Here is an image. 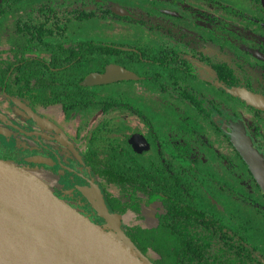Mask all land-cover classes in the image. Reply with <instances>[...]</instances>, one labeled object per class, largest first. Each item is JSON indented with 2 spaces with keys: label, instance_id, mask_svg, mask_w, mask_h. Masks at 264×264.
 Here are the masks:
<instances>
[{
  "label": "flooded vegetation",
  "instance_id": "1",
  "mask_svg": "<svg viewBox=\"0 0 264 264\" xmlns=\"http://www.w3.org/2000/svg\"><path fill=\"white\" fill-rule=\"evenodd\" d=\"M154 1H161L165 5L161 9L157 8L159 14L176 21L165 22L162 17L158 16L160 20L156 18L153 19V22H145L143 17H135L129 5L115 4L112 0H44V10H52V13L60 21L58 23L61 25L63 37L58 41L64 40L65 42L60 49H69L71 48L70 44H73V49L79 50L78 46L81 43L97 41L94 38L79 37L80 33L77 29H82L86 25L93 26L96 24L97 27L105 29V25L117 27L121 26L120 23H139L140 26L152 30L154 37L158 33L165 35V37L155 42L159 43V45H154L153 50L133 47L129 46V44L101 41V43L114 45L116 49L133 52L134 54L121 55L122 60L109 55H101L100 58L95 56V58L89 54H79L72 57L70 62L61 66L59 70L69 68L72 74L82 78L78 82L79 86L88 89L89 92L96 88L102 90V87L106 85L120 86L116 92L122 94H126L127 90L137 96H140V93L145 96L150 92H154L158 94L161 100L165 98L168 101L166 103L161 102L166 109L175 108L178 96L184 94L185 99L183 100L182 98L179 103L182 106L179 108L184 110L185 107L190 113H194L193 110H197L195 113L198 110L204 111L205 115L209 117L205 133H197L196 130L194 132V128L191 125L193 120H191V117L185 116V119L182 120L185 128L176 127L169 129L167 134L180 133L181 139L174 140L170 138L169 143H166L164 138L152 143L147 137V134L151 131L159 132L158 134L160 135L163 131L154 128L152 123L153 127L150 123H147L145 116L148 114L140 111L141 115L138 117L137 115L132 116L124 112L120 117L121 120L124 119L125 121L127 118L135 117L139 120L140 127L135 129L138 132L133 131L131 134H125L121 136V139L126 142L133 153L141 156L142 159L144 156L149 158L150 156L167 157L168 155H176L175 146L177 143L180 144L179 146L183 147L187 155H185L184 162L186 167L199 169L201 180L203 178L204 180L206 178L209 180L212 176L210 175L212 169H208L204 165L208 160L205 155L206 151L213 147L211 146L212 141H216V139L221 141V143L216 142V144H219L218 147L212 148L219 162L218 168L232 171L230 181L237 184L235 187L225 186L223 189L229 200L233 201L231 219L236 225L240 224L239 227L243 228L242 237L247 241L249 248L255 250V255L264 264V192L249 170L254 168L246 164L225 134L227 129L233 131L235 128L242 127L245 136L249 139L251 146L256 150L262 162L258 169H264V110L249 105L226 91L227 88L245 90L264 102V22H262L264 16L259 12L256 13L255 4L250 0H244V2H241V0ZM3 2L4 0H0V5ZM167 6H172L173 8H166ZM115 8H118L124 14H116L113 11ZM262 9L264 10L263 7ZM80 14L83 19L74 23V17ZM104 16L106 18H103ZM241 17L247 18L249 22H242ZM111 23H114V25H110ZM66 28L69 31L67 34H65L66 31H63ZM3 37H0V72L2 73H4L3 70L6 67L11 66L12 68L17 64L11 59ZM67 42L69 44H66ZM136 45L141 44L138 43ZM26 55L39 60L42 58L46 65L50 61L48 54L32 52ZM106 58L108 59L105 60ZM96 59H101L100 65L94 62ZM108 66H116L131 71L137 76V79L120 80L106 85H80L85 77L90 74H102ZM139 84L142 86L140 87ZM1 85L0 83V105L3 108L8 107V105L11 106L17 112V116L11 112L13 119H16L15 122L3 120L4 118L9 119L10 115L2 117L3 119L0 121L5 122L9 129L17 134L29 136V139L34 140V142H38L37 137H39L38 133L34 134V129L49 131L52 135L59 133L58 128L51 120L40 113V110L45 111L50 106L55 105L59 107L60 113L67 118L73 117L74 114H79L74 111H66L67 107L64 106L63 102L53 100L54 97L51 94L49 95V93L48 96H41L42 100L40 102H33L28 97H26L28 100L14 98V92H12L14 88L1 87ZM220 95L224 97V100L220 98ZM17 101L24 103L35 114L43 118L51 129L40 127L34 123L16 105ZM130 107L136 109L131 105ZM87 113L95 114V118L100 114L103 118L112 114L111 112L106 114L101 112ZM151 121L150 119L149 122ZM92 126L91 123L90 130L87 133L81 132L82 135L76 133L73 136L74 142L63 134L53 137L48 135L46 140L45 135H41L42 140L63 144L65 148H61L63 150L61 155L58 148L50 149L45 146L40 147L41 152L30 151L28 153V150L25 152L19 151L12 145V142L6 143L0 137V158L10 160L18 165L25 163L29 166L50 169V173L57 178L58 183L56 184L57 194L55 196L92 222L103 226L104 221L92 209L87 199L78 189H91V184H95L106 203V189L102 187L100 178L93 170L97 169V165L92 163H96L97 157L99 159L102 156L97 155L99 152H104L111 148L109 143L112 140H108L106 144H103L105 137L98 136L100 133L99 128L93 129ZM77 127L78 129L76 130L82 131L79 126ZM136 134L141 135L148 144V149H142L141 153L135 152L129 144V139ZM95 139H98V143H95ZM91 141L94 144L91 143L92 145L87 148L84 147L82 150L81 146ZM33 156L44 158L46 163L34 164L25 161ZM143 161H146V159ZM237 169L244 176L240 175ZM216 181L217 179H211L212 184L219 185ZM245 181L246 184L244 183ZM241 186L245 190V195L236 191ZM240 199L246 200L242 204L246 205L245 208L247 210L251 211V216L253 214L256 216L258 223L256 221L254 223L253 219L250 221L245 220L246 222L243 223L237 221L239 218L238 204L241 203ZM106 206L108 208L107 203ZM247 227L250 228V231H248ZM120 228L124 230L121 224Z\"/></svg>",
  "mask_w": 264,
  "mask_h": 264
},
{
  "label": "trees",
  "instance_id": "2",
  "mask_svg": "<svg viewBox=\"0 0 264 264\" xmlns=\"http://www.w3.org/2000/svg\"><path fill=\"white\" fill-rule=\"evenodd\" d=\"M43 1L4 0L0 5V23H4L0 36H4L11 59L17 63L12 68L6 67L4 73L0 72L1 87L14 88V98L28 100V97L33 102H40L41 96H48L49 93L54 97L53 100L63 102L66 111L79 114L111 112L121 117L126 112L139 117L140 111L127 104L132 100H127L124 94L113 97L97 88L89 92L79 86L78 82L82 78L72 74L69 68L59 70L79 54L97 58L109 55L122 60L121 55H131L133 52L116 49L114 45L98 40L81 43L79 50H74L73 44H70L69 49H60L65 42L58 41L63 37L59 18L52 10H44ZM250 1L255 4L256 13L264 16L259 0ZM108 14L111 15L110 12ZM81 16H77L79 19L74 17V23L82 20ZM241 20L249 22L245 17H241ZM67 30H63L65 34L69 33ZM77 31L81 33L80 28ZM32 52L48 54L50 61L46 65L44 59L26 55ZM100 60L94 62L100 65ZM182 98L185 99L184 94L178 96L175 108L167 109L172 111L169 127L162 129L161 135L156 131L147 134L152 143L161 138L166 143H169L170 138L180 140V133L167 134L169 129L185 128L182 122L185 116L193 120L191 125L194 132L205 133L209 117L202 110L190 113L185 107L184 110L179 108ZM162 102L168 101L163 98ZM148 116H145V120L151 124V117ZM109 144L111 148L97 154L102 156L92 163L97 165V169L93 170L106 189V203L110 212L120 221L121 227H124L123 233L152 264H262L255 250L250 249L242 237L243 228L232 221V214L227 221L217 217L216 212L208 214L203 205L205 200H211L209 195H205V191L210 188L208 178L201 180L199 169L186 167L184 162L187 155L180 144L175 146L176 155L150 156L146 161L133 153L121 138ZM0 160L20 167L10 160ZM210 175L214 176L212 173ZM218 184L221 186L212 184V188L225 193L223 189L226 184ZM240 201L238 205L246 200ZM209 203L215 205L214 201ZM151 206L155 209L152 223L143 214V208Z\"/></svg>",
  "mask_w": 264,
  "mask_h": 264
},
{
  "label": "water",
  "instance_id": "3",
  "mask_svg": "<svg viewBox=\"0 0 264 264\" xmlns=\"http://www.w3.org/2000/svg\"><path fill=\"white\" fill-rule=\"evenodd\" d=\"M264 8V0H260ZM116 14H124L118 8ZM125 14H127L125 12ZM137 76L123 68L106 67L102 74H90L80 85H106L120 80H136ZM227 93L247 104L264 110V102L245 90L227 88ZM16 105L40 127L50 125L22 102ZM228 139L240 153L264 192V169L256 150L243 128L225 130ZM129 144L137 153L148 149L141 135H133ZM145 149V150H146ZM28 163L44 164L39 156ZM23 180L22 189L13 190L0 181V264H152L132 245L111 214L98 189L78 188L92 209L104 221L100 226L55 196L40 180L21 167L0 160ZM107 229V230H106Z\"/></svg>",
  "mask_w": 264,
  "mask_h": 264
},
{
  "label": "rangeland",
  "instance_id": "4",
  "mask_svg": "<svg viewBox=\"0 0 264 264\" xmlns=\"http://www.w3.org/2000/svg\"><path fill=\"white\" fill-rule=\"evenodd\" d=\"M115 4L119 5H129L131 12L135 15V17L138 18V16L143 17L145 19V22H153V19L162 17V20L165 22H173L176 21L175 19H171L167 16H164L163 14L158 13V9H161L162 7H165L164 4H162L161 1H154V0H112ZM241 2H244V0H241ZM166 8H173L172 6H167ZM157 9V10H156ZM159 16V17H158ZM134 23V22H133ZM4 23H0V34L2 31V26ZM2 25V26H1ZM110 25H114V23H111ZM121 26L112 27L105 25V29L103 27H97V25L89 26L86 25L81 29V33L79 37H84L86 39L89 38H95L96 40H99L100 42H113L115 44H129V46L133 47H143V48H150L153 50L154 45H159V43H155L158 39L165 37V35H161L158 33L155 37L153 36V31L150 29H146L145 27H142L139 25V23L134 24H128V23H120ZM1 37V36H0ZM140 43L141 45H136ZM140 85V84H139ZM138 85V86H139ZM142 85H140L141 87ZM201 86V85H200ZM120 87V86H119ZM115 85H106L102 87V91L104 93L111 94L113 97H116L118 94L122 95V93L116 92V90L119 88ZM131 90V89H130ZM132 91V90H131ZM133 92V91H132ZM125 98L127 100H132L131 102H127L132 107H135L139 111H142L143 113L148 114L151 117V123L153 124L154 128L158 130L167 129L170 124V116H171V110H167L164 108L163 101H161V98L158 96V94L154 92H150L146 94L145 96L140 93V96H137L131 92H128L124 94ZM120 99L122 98L119 96ZM220 98L224 100V97L220 95ZM0 120H2L4 117L10 115L11 117L9 119H3L4 121L12 120L15 122L16 119H13V115H11L13 112L17 116V112L12 109L11 106L8 105V107L3 108V106L0 105ZM168 107V106H167ZM3 108V109H2ZM11 109V110H10ZM40 113L45 115V117L58 128L59 135H66L71 141L74 142V135L77 133L78 135H82L81 132H89L91 123L92 128H99V135L98 136H104L105 140L103 141V144H106L107 141L112 140V142L116 141L117 139H120L121 136L131 134L133 131H135L136 128L139 126V120L135 117L127 118L125 121L120 120V117H116L113 114L107 115L106 117L101 118V114L95 118V114L91 113H81V114H74L73 117L67 118L63 116L60 113L58 106H50V108H47L45 111L40 110ZM166 115L167 117H165ZM3 117V118H2ZM104 120V121H103ZM103 121V122H102ZM102 122V123H101ZM82 131H78V127ZM34 134L38 133L39 137L38 142H34V140L29 139V136L25 134H17L16 132L9 129L8 125H6L5 122L0 121V137H2L3 141H6V143H11L15 146L16 149L19 151H26L28 150V153L30 151H36L41 152L40 147H47L50 149L58 148L60 151V155L62 154L63 150L61 148H65L63 144H56L49 141H45L48 139L49 136H57L58 134H50L49 131H44L42 129H34ZM122 134V135H121ZM41 135H45V140L41 138ZM88 136V134H86ZM59 137V136H58ZM66 138V137H65ZM11 140V141H10ZM212 148L215 149L219 146L217 143H221L218 139L216 141H212ZM94 144L93 141L90 143L88 142L86 145L81 146L82 150L84 147H88L92 144ZM95 143H98V139H95ZM81 144V143H80ZM212 148H209L207 153H205L206 158L208 159L204 165L208 169H212L210 173H212L214 176H211L208 180V185H210V188L205 191V195H209L210 199L214 201L213 206L210 205V200H205L203 202L204 207L208 210V214L210 213H218L217 217H220L221 219L227 221L230 218V215L232 214L231 211L233 210L232 203L233 201H230L225 193L217 192L215 191L211 183V179H216V176H218L217 183H225L226 186L235 187L237 184L233 181H230V176H232V171H228L225 169H219V162L216 159L215 151L212 150ZM58 151V152H59ZM208 154V155H207ZM209 156V157H208ZM146 156H144V159ZM21 168L25 169L27 172H29L31 175H33L35 178L40 180L42 183H44L55 195L57 194L56 191V184L57 178L53 177L50 173V169H45L44 167H38V166H29L25 163H21ZM62 171V170H61ZM237 171L240 173V175L244 176V174L237 169ZM243 179V178H242ZM246 184V181L244 182ZM56 186V187H55ZM238 193L246 194L244 188L241 186L238 189H236ZM204 195V194H203ZM246 205L241 204L238 205L239 208V218L237 219L238 222L243 223L246 221H250L253 219L254 223L256 220V216L253 214L251 216V211L245 208ZM143 214L147 218L149 222L154 221V208L148 207L143 208ZM218 211V212H217ZM246 220V221H245ZM134 221V220H133ZM136 222V221H135ZM126 223V222H125ZM124 223V224H125ZM248 228V227H247ZM107 230V229H106ZM248 231H250V228H248Z\"/></svg>",
  "mask_w": 264,
  "mask_h": 264
},
{
  "label": "bare ground",
  "instance_id": "5",
  "mask_svg": "<svg viewBox=\"0 0 264 264\" xmlns=\"http://www.w3.org/2000/svg\"><path fill=\"white\" fill-rule=\"evenodd\" d=\"M0 181L8 184L11 189H22L23 180L13 169L0 163Z\"/></svg>",
  "mask_w": 264,
  "mask_h": 264
}]
</instances>
